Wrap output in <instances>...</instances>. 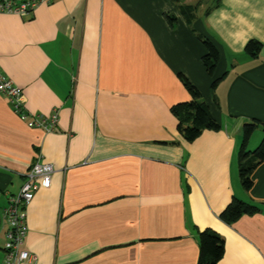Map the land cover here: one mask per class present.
Listing matches in <instances>:
<instances>
[{
  "label": "crops",
  "instance_id": "obj_1",
  "mask_svg": "<svg viewBox=\"0 0 264 264\" xmlns=\"http://www.w3.org/2000/svg\"><path fill=\"white\" fill-rule=\"evenodd\" d=\"M178 1L54 0L27 18L0 14V71L30 118L59 113L57 131L32 128L0 94V264L5 210L37 162L54 172L26 208L36 264H198L208 229L225 244L215 264H264V205L221 218L234 199L264 204V161L249 191L239 175L244 125L258 123L252 155L264 137V28L234 52L207 23L224 0L192 10L191 25L179 5L197 0ZM198 35L218 52L213 76ZM180 76L220 126L191 143L172 113L191 99Z\"/></svg>",
  "mask_w": 264,
  "mask_h": 264
},
{
  "label": "trees",
  "instance_id": "obj_2",
  "mask_svg": "<svg viewBox=\"0 0 264 264\" xmlns=\"http://www.w3.org/2000/svg\"><path fill=\"white\" fill-rule=\"evenodd\" d=\"M179 2L178 0H173ZM207 0H197L194 8L180 3L179 9L186 22L191 25L196 19L195 11ZM219 0H215L218 3ZM193 10V11H192ZM171 27V19L167 17ZM199 40L206 46L208 53L202 58L207 73L213 76L218 64L219 55L216 48L202 35H198ZM261 44L257 41H250L247 45L249 54H257ZM186 90L191 96L187 102L179 103L172 107V113L178 120V132L188 143L195 141L204 131H217L220 126L213 118L210 108L203 100L200 91L193 86L184 76H180ZM258 123H246L243 128V145L239 153L240 169L239 175L243 188L249 191L253 186L252 173L257 168L259 162L264 161V137L255 153L252 155L247 149V143L252 137ZM264 130V125H263ZM264 204L244 202L234 199L222 213V220L228 225L234 224L244 215H255L262 211ZM225 244L223 238L216 232L208 229L199 234V262L198 264L218 263L224 255Z\"/></svg>",
  "mask_w": 264,
  "mask_h": 264
},
{
  "label": "built area",
  "instance_id": "obj_3",
  "mask_svg": "<svg viewBox=\"0 0 264 264\" xmlns=\"http://www.w3.org/2000/svg\"><path fill=\"white\" fill-rule=\"evenodd\" d=\"M54 0H0V14L16 15L22 18L30 17L43 4ZM0 94L7 98L14 113L32 128H40L47 132L57 131L59 113H52L50 122L38 116L30 118L25 107L24 93L14 84L13 80L0 71ZM54 172L52 165L35 163L26 175L25 182L18 195L10 197L5 210L7 230L4 245L5 259L1 264H36L35 257L25 248V239L28 233L26 223V208L34 199L35 193L41 188H49L51 175Z\"/></svg>",
  "mask_w": 264,
  "mask_h": 264
},
{
  "label": "clouds",
  "instance_id": "obj_4",
  "mask_svg": "<svg viewBox=\"0 0 264 264\" xmlns=\"http://www.w3.org/2000/svg\"><path fill=\"white\" fill-rule=\"evenodd\" d=\"M224 5L212 13L207 23L228 48L236 52L251 35L264 28V5L253 0H224Z\"/></svg>",
  "mask_w": 264,
  "mask_h": 264
},
{
  "label": "rangeland",
  "instance_id": "obj_5",
  "mask_svg": "<svg viewBox=\"0 0 264 264\" xmlns=\"http://www.w3.org/2000/svg\"><path fill=\"white\" fill-rule=\"evenodd\" d=\"M205 7L207 8V7H208V5H206ZM58 118H59V117H58ZM262 140H263V138H262ZM260 143H261V142H260ZM260 143H258V146H259V144H260ZM258 146H257V147H258Z\"/></svg>",
  "mask_w": 264,
  "mask_h": 264
},
{
  "label": "bare ground",
  "instance_id": "obj_6",
  "mask_svg": "<svg viewBox=\"0 0 264 264\" xmlns=\"http://www.w3.org/2000/svg\"><path fill=\"white\" fill-rule=\"evenodd\" d=\"M5 237H6V234H5ZM3 250H4V248H3ZM4 259H5V253H4Z\"/></svg>",
  "mask_w": 264,
  "mask_h": 264
}]
</instances>
